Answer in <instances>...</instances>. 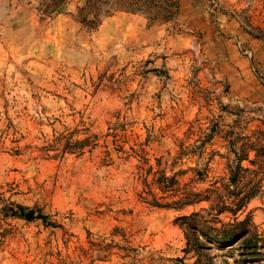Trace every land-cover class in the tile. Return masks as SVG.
Returning <instances> with one entry per match:
<instances>
[{
  "label": "rangeland",
  "instance_id": "obj_1",
  "mask_svg": "<svg viewBox=\"0 0 264 264\" xmlns=\"http://www.w3.org/2000/svg\"><path fill=\"white\" fill-rule=\"evenodd\" d=\"M85 1L0 0V264H264V0Z\"/></svg>",
  "mask_w": 264,
  "mask_h": 264
},
{
  "label": "trees",
  "instance_id": "obj_2",
  "mask_svg": "<svg viewBox=\"0 0 264 264\" xmlns=\"http://www.w3.org/2000/svg\"><path fill=\"white\" fill-rule=\"evenodd\" d=\"M67 1L68 0H52V4L47 7L46 11H44V14H53ZM168 1L169 0H86L84 6L79 9L78 20L80 23L86 25L89 29H94L100 24L103 17L110 15L111 11H126L130 13L146 14L150 19L155 21L164 12L170 13L168 7H171V5L168 4ZM157 181L159 182L160 186H164L165 183L166 185H168V183H174V179H169L165 176L163 178H159ZM230 183L232 185L236 184L234 173H232ZM214 191L218 193L220 189L218 188ZM251 196L248 195L247 197L242 198L236 204L238 210L233 211V213L242 210L246 206V203ZM221 199L222 196L218 195L217 200H219V203ZM219 203H217L216 208H218L220 213H223L225 210H229L225 209L226 207H219ZM184 204L191 205L193 203ZM11 212L13 217H17L28 222L41 220L47 223L49 220V218L42 213H36L35 211L21 205H16L15 209H12Z\"/></svg>",
  "mask_w": 264,
  "mask_h": 264
}]
</instances>
